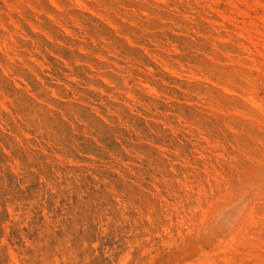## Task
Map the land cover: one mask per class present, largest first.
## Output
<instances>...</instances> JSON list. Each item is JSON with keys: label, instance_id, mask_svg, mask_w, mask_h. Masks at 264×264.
<instances>
[{"label": "rangeland", "instance_id": "obj_1", "mask_svg": "<svg viewBox=\"0 0 264 264\" xmlns=\"http://www.w3.org/2000/svg\"><path fill=\"white\" fill-rule=\"evenodd\" d=\"M0 264H264V0H0Z\"/></svg>", "mask_w": 264, "mask_h": 264}]
</instances>
